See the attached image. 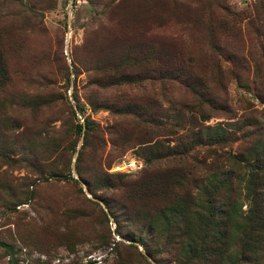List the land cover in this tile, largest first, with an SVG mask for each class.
Here are the masks:
<instances>
[{
    "label": "rangeland",
    "instance_id": "374dc122",
    "mask_svg": "<svg viewBox=\"0 0 264 264\" xmlns=\"http://www.w3.org/2000/svg\"><path fill=\"white\" fill-rule=\"evenodd\" d=\"M263 134L264 0H0V264H235L202 182L242 215Z\"/></svg>",
    "mask_w": 264,
    "mask_h": 264
},
{
    "label": "trees",
    "instance_id": "16d2710c",
    "mask_svg": "<svg viewBox=\"0 0 264 264\" xmlns=\"http://www.w3.org/2000/svg\"><path fill=\"white\" fill-rule=\"evenodd\" d=\"M169 71L171 75L187 76L184 67H180L177 64H175V66H173ZM132 114L137 117H140L141 115L135 111ZM141 121H149V118L146 116L142 118ZM87 124L88 121L80 124L81 132L84 131ZM191 132L193 133V139L190 141V145H194L195 143H211L217 139L215 136L210 137L208 134L204 135L206 138L201 137L197 129ZM219 132L216 133L219 135ZM220 134L222 139L224 135L222 132H220ZM170 153H173L172 147L165 146V149H161V152L157 155L165 156ZM236 161L242 163L246 167V171L249 173L248 178L243 180L244 182L241 181V177L239 176V180L242 182L241 186L245 187L247 192L246 195H248L250 200L247 209L242 215L240 214L241 212H237L235 202L233 201L234 199L230 201L228 194L225 195L220 203H217L215 198L209 194L210 191L216 190L219 186L228 188L229 186H234V183L231 180V175L228 171H222L218 174L215 171H212V173L205 177L202 182L203 185H201L203 192L208 194L206 196L205 210L207 213V223L212 227V234L210 235V238L213 239L216 237V240L219 243L217 250L219 251L221 247L225 246L226 240L230 234L237 231L238 236L236 238L237 241H239V249H241L242 254L241 257L235 261V264H243L246 260H248V255H246L245 252L248 249L255 247V245H263L264 240V195L262 194L261 200V197L257 194L258 192L255 191L261 186V174L264 172V134L257 136L251 146H246L245 153L237 156ZM238 183L239 182L235 185L238 186ZM205 184L210 185L208 192Z\"/></svg>",
    "mask_w": 264,
    "mask_h": 264
},
{
    "label": "built area",
    "instance_id": "2783aa9c",
    "mask_svg": "<svg viewBox=\"0 0 264 264\" xmlns=\"http://www.w3.org/2000/svg\"><path fill=\"white\" fill-rule=\"evenodd\" d=\"M142 164L141 160L137 159V158H132V161H127L124 163V167L126 170H133L136 169L138 166H140Z\"/></svg>",
    "mask_w": 264,
    "mask_h": 264
}]
</instances>
